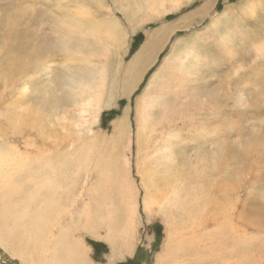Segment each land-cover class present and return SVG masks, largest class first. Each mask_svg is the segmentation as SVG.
Returning <instances> with one entry per match:
<instances>
[{
	"label": "rangeland",
	"instance_id": "obj_1",
	"mask_svg": "<svg viewBox=\"0 0 264 264\" xmlns=\"http://www.w3.org/2000/svg\"><path fill=\"white\" fill-rule=\"evenodd\" d=\"M126 1L104 0L98 7L91 0H0L1 132L5 134L6 129V119L2 115L14 97L17 98L21 87V92L29 99L22 106L24 110L32 108L41 111L42 115H59L50 124L43 115L47 128L26 134L21 139L26 141L23 146L0 141L4 148L13 144L28 162L40 158V153L44 156L49 154L56 158L57 167L67 169L59 173V168L53 163L57 183L61 187L55 199L62 202L55 212L57 221L52 224L50 235L57 241H67L73 253L66 256L58 250L57 257L68 261L72 255L76 264H82V261L83 264H170V260L179 264H238L236 258L228 256V246L217 243L212 237L220 224L219 215L215 218L219 222L217 225L214 216L205 215L203 221L200 219L195 223L197 226L193 224L194 228L190 229L182 227L186 221L180 218V227L169 231L168 223L163 222L156 207L150 208L151 211L144 210V190L137 167L144 160L142 154L147 152L152 156V168L159 173H163L165 167H169L168 161L172 160L177 172L185 177L184 184L186 181L190 184L191 193L204 188L213 199L219 202L228 200L233 220L228 235L244 238L241 246L249 258L245 263L264 264V0H182L181 7L171 13L144 11L132 18L125 8L134 10L131 4L139 0ZM210 1L211 5L203 10L204 4ZM81 6L87 8L95 20H118L121 28L116 40L120 42L117 54L107 55L102 48L104 44L94 41L84 30H80L81 35H78L76 29L72 32L67 28L64 20H67L68 13H74ZM198 10L201 11L199 14ZM133 20L135 26L131 30ZM65 37L74 39L69 51L62 46ZM135 37H141L138 45L133 44ZM257 44L260 45L256 49ZM186 52L190 53L188 57H184ZM139 55L141 59L135 60ZM176 56L177 62L183 56V65L178 64L176 77L169 78L165 71L170 69L164 67L169 65V61H165L175 60ZM110 62L117 72H110L104 85L108 90H103L113 94L112 106L102 109L93 133L81 140V136L74 134L69 121L63 120L64 117L73 122L77 117L71 104L74 97L72 89L76 87L72 78L91 80L100 68L109 66ZM118 63L120 65L116 66ZM132 63L135 66L130 69ZM15 65H18V71L9 74L10 84L5 88L2 80L7 70ZM144 67L143 78L133 88ZM163 67L166 74L162 72ZM255 72L258 76L253 77ZM157 73H163L168 79L164 76V81L162 78L158 86L154 84L158 88V96L156 98L155 94L151 107L150 143L147 137L137 141L139 103L148 82ZM115 78L118 81L116 85ZM109 86L113 89L110 90ZM188 104L196 105L202 117L195 116V121L189 117L183 120L187 113L182 111ZM213 110H216L215 116H207L201 121L204 114ZM125 114H128L129 126L118 132L117 127ZM30 127L28 125L25 129L31 130ZM217 132L222 133H219V138L211 139V136H217ZM32 142H35L34 148L29 147ZM215 151L219 155L213 153ZM76 153L77 156L73 157ZM86 156L89 162L84 164ZM128 163L130 166L124 173V164ZM118 164L122 171L119 183L126 179L128 186L130 181L136 196L131 232V226H125V210L119 207L123 210L120 221L112 219L114 214H107L109 208L112 212L108 205L114 203L118 207L121 205L120 195H125L123 189L119 193L113 183L117 180L113 170ZM69 176L72 183H76L72 186H75V191L69 193L67 199L64 196L60 198L59 193L67 190L63 187L71 184L66 180ZM110 177L111 183L107 181L101 185L105 178ZM32 186V180L25 181V191L32 190ZM32 204L29 205L30 211L34 209ZM124 227L127 237L118 232L124 231ZM203 238H206L205 245ZM184 239L186 243L192 241L187 252L181 247L185 244ZM208 239L215 241L217 253ZM14 250L18 255L12 252ZM30 260L37 261L31 244L27 243L22 248V242L18 246L9 242L7 237L4 242L0 240V264H29ZM226 260L235 261L228 263Z\"/></svg>",
	"mask_w": 264,
	"mask_h": 264
},
{
	"label": "bare ground",
	"instance_id": "obj_2",
	"mask_svg": "<svg viewBox=\"0 0 264 264\" xmlns=\"http://www.w3.org/2000/svg\"><path fill=\"white\" fill-rule=\"evenodd\" d=\"M85 1L88 2L89 0H85ZM91 1L94 2L98 7L100 6V4L104 3V0H91ZM121 2L127 3L126 0H121ZM181 5H182V0H139L138 3L134 2L133 4H131V6L134 10L125 8V11L132 18L135 15H142V13L144 11H155V10H157L156 12L160 13V14L171 13V12L179 9L181 7ZM210 5H211V1L204 4L203 10H206ZM200 12L201 11L198 10L197 14H199ZM197 14L195 13L194 15H197ZM218 18H219V16L212 21V24L214 22H216L218 20ZM64 24L72 32H75V29H76V33L78 35H81V33L79 32L80 30H84L90 38L94 39V41H96L98 43H102V45L104 44L102 46V48H104L106 50L107 55L108 54L114 55L113 52H115L117 54V51L120 50V42H116L118 31L121 28L118 20L109 19V18H107L105 20L104 19L95 20V19H93L90 11L87 8H85L84 6H81V8L74 11V13H68L67 20H64ZM134 26H135V22L133 20L131 22L130 29L132 30L134 28ZM73 40H71L69 37H65L62 40L64 42V44L62 46L64 48H67L68 51L71 50L70 46L72 45L71 41H73ZM108 42H110V44H109L110 49H112L113 51L110 49L109 50L107 49V43ZM260 44L256 45V49L259 47ZM174 50L175 49H173L172 51H174ZM172 51H170V52H172ZM70 52H72V51H70ZM74 53L75 52L73 51L72 54H74ZM257 53H258V51H257ZM189 54H190L189 52H186L184 54V57H188ZM138 59H141L140 55L135 60H138ZM183 60L184 59L182 56V58L177 62V56H176L175 60L174 59H172V60L168 59L165 61V62L169 61V62H167V64H169V65L164 66V67H167V69H170V70L165 71L169 74V76H168L169 78L170 77H176L175 74L177 73V70H178L177 67H179L178 64H180V63L182 64ZM172 62H173V64H172ZM174 64H175V66H174ZM105 65H106V63H105ZM119 65H120L119 63L116 64V66H119ZM16 66H17V68H16ZM134 66H135L134 63H132L129 68L131 69ZM164 67L162 69V72L164 70ZM17 71H18V65L12 66L7 70V73L5 75V79L2 80V83L4 84L5 88L9 87V84H10L9 83L10 82L9 74H11L12 72H17ZM112 71L117 72V69H114L112 67V63L110 62L109 66L106 65L103 69L100 68L97 76L95 78H92L91 80H90V78H83L80 80L78 78H74V77L72 78L73 84H76V87L74 88V90L72 88H70V89H72V92H73L72 94L74 95V97L72 98L71 104H72V107H74L76 110L77 117H75L73 122H71V120L69 118L64 119V117H63V120L69 121V124H70L69 126H71L73 128L74 134L76 136H81V140L84 138L87 139L89 137V135H91L93 133V130H94L93 127L96 125V123H98L99 118H100L99 114L101 113L102 109H104V108L109 109L110 108L109 106L110 105L112 106V101L114 99L112 96L113 94L112 93L107 94V92H109V91L103 90L104 85L106 84L105 83L106 79L109 78L110 72H112ZM165 72H163V73H165ZM163 73H157V74L153 75V77L148 82V84L144 90L143 98L141 99L140 103L138 102L139 103L140 117H139V119L136 120L137 121V141L142 140L143 138L147 137L149 140V143H150V134H151V125H152L151 119H150L151 107L153 106L152 102H153V98L155 97V94H156V98L158 96V92H157L158 88L155 87L154 84H156L158 86V84H159L158 82L162 81V78L164 81L165 75ZM237 73L239 74V72H237ZM144 74H145V67H144V71L139 73L138 79L135 81L133 88L139 82L141 77L143 78ZM253 74H254L253 77L255 75L258 76V74L256 72ZM73 75H75V74H73ZM245 80H246V77H245L244 81ZM244 81L242 80V83ZM117 83H118V81L115 78L114 79V85H116ZM121 87L119 89L120 91H121ZM159 88H160V86H159ZM104 89L108 90L107 88H104ZM109 89L111 90L113 88H111V86H109ZM21 90L23 91V87L20 88V93L17 96V98L14 97V99L12 100L13 103H11L10 105H8L6 107L5 112H4L5 115H2L4 117V119H6V122H5L6 129H5V134H3L1 132V128H0V137L2 135V138L0 141L2 143H5V144H9V143L14 144L15 143L17 146H20V145L23 146L26 144V141L22 142L21 139H23L26 134L34 133V132H32V130L41 132L47 128V124H45L43 122V119L45 118V117H43L44 114L43 115L40 114L41 111H39L37 109L35 110L32 108H30L29 110H26V109L24 110L22 108V106L26 102H28L29 99H26V97L24 96L25 94L23 92H21ZM151 91H154V92L151 93ZM115 94L117 95V93H115ZM10 95H11V93H10ZM236 103H237V101H236ZM214 106H216V105H214ZM198 110H201V109H198ZM184 111L187 114L185 115V117H183V120L186 119L187 117H189L191 120L195 121V120H197V118H195V116H198L200 118L202 117L201 112L197 111V107L194 104H188L187 107L183 108L182 112H184ZM182 112H181V114H182ZM127 115L128 114H125L124 120L120 121V123L117 127L118 132L123 127H125V129H127V127L129 126ZM215 115H216V110H213L207 114H204L203 119L201 121L205 120L207 118V116H210V118H212ZM44 116H46L48 118V119H45V121L48 124H50L51 120L57 118L59 115H57V114H46ZM55 120H57V119H55ZM187 122H188V120H187ZM28 125H30L32 127V128L30 127L31 130L25 129ZM63 129L65 131H69V129H66V128H63ZM217 130H219V129H217ZM7 133H9V134H7ZM219 133L217 132V134H215V135H217L215 138H213V136H211V139H218ZM220 134H222V133H220ZM39 135H41V134H39ZM225 136H227V134ZM66 138H69V136H67ZM211 139H207V140H211ZM35 142H32L31 144H29V147L34 148ZM13 144H10V146H8L6 148H4V146H2V147L0 146V240H1V242H4L5 238L7 237L9 242H11L13 244H17L18 246L22 242V248H24L27 243L31 244L32 253L36 256L37 261L35 262V261L30 260L29 264H59V262H60V264H76V262H74L75 257L72 255H71L72 257L70 256V258H68V261L64 260L63 258H62L63 260H61L57 257L58 250L62 251L63 254L66 256L70 253H73V250L71 249L69 244H66L67 241L65 239L64 240L66 242H64L63 240H61V241L58 240L59 241L58 242L57 240L54 239L53 236L50 235V231L53 229L52 224L55 221H57V220H55L56 219L55 212L57 211L58 207H60L59 205L62 202V200L60 201V200L55 199V195L57 194V191L60 190L61 187H60V184L57 183L56 169L54 168V165L57 169L59 168L58 169L59 173L61 172V170L66 171L67 169H62L60 167H57L56 166V158L54 156H49V154H46V156H44V155H41V153H40V156H41L40 158L38 157V158L33 159V161L28 162L25 155L21 154L16 147H13ZM210 144H211V142H210ZM85 146H86V144H84V149H86ZM213 147L214 146H212V149H213ZM204 151H205V147H204ZM216 151L213 153L216 154ZM31 152H34V151H31ZM205 152H207V151H205ZM169 153H170V151H169ZM200 153H202V152H200ZM221 154H223V153H221ZM142 155H143L142 159H144V160L137 167V171H138V175L140 177V185L144 190V200H143L144 210L149 211L148 209H150V208L152 209V208L156 207L158 209V211L160 212V215H159L160 218L163 219V222L165 220V222L168 223L169 231H173L175 228L180 227V223H179L180 218H182L186 221V224H184L182 227L187 226L190 229L191 227H193V224L195 225V223L199 222L200 219L202 220V217L205 215L214 216L213 220L219 215L220 216V220H219L220 224H219L218 230H215L212 237L215 238L217 243H219L221 245L228 246V247L224 246V247L229 249V253H227L228 251H226V253L228 254L229 257L236 258L235 260L238 261V264H247V263H245L246 259H247V251L245 248H243L241 246V244H244V238L243 237H235V236L230 237L228 235V231H230L229 229L231 228L230 223L233 222V220H231V218H230V211H229L230 204H229L228 200H223L222 202H219L217 199H213L211 197V194L209 195L208 192H205L204 188H202V190H201L203 192H201L198 189V191L196 193L193 191L191 193L190 184L188 183V181H186L184 184L185 177L183 175H181V173L177 172V169L174 168L172 160L168 161L169 167H165V171L163 173H159L157 170L152 168V163H151L152 156H151V154L144 152ZM166 155L167 154H165V156ZM198 155H199V153H198ZM210 155H212V154H210ZM216 155H219V154L217 153ZM76 156H77V153H76V155L74 154L73 157H76ZM201 156H202V154H201ZM222 157H224V156L222 155ZM50 158H53L54 161ZM204 158L205 157H203V160H204ZM84 159L86 160L85 162L82 161L84 164L87 163V161L89 162L87 156ZM212 159L213 158L210 157V160H212ZM215 159H218V158H215ZM123 160L124 159H122V161ZM70 162L71 161H69V163ZM210 162H212V161H210ZM53 163H54V165H53ZM201 164H202V162H201ZM129 166H130L129 163L124 164V173H125V170L127 172ZM85 170H86V167H85ZM113 171L115 172L116 179H117L116 181L113 180V183L115 184L114 186H116L119 189V191H120L119 193H121V188H122L125 195L122 196V194H121L120 198H119L120 204L122 206L119 205L118 207H116V204L113 205L114 203H111L112 201L110 202L111 205H108V206L111 207L112 212H110V210H109L110 208H109L107 214L108 215L110 213L114 214V218H112V219L120 221L119 218L122 215L123 210H125L124 211L125 226H131L130 231H129V232H131L133 229V225H134L132 218L135 216L134 213L136 212L135 204H134L136 196L134 194L133 185H131V183L129 181V185L127 186L126 185V182H127L126 179H122L119 183V178H120V175L122 172L121 168H120V164H118V167L115 168ZM198 174H200L199 171H198ZM126 175H127V173H126ZM156 175L157 176L159 175V177H157ZM31 180L33 181L34 188L32 186V190L25 191V181H31ZM66 180L67 181L69 180V183H71V184L68 185L67 187H63V189H67V190H65L66 192L63 191V193L62 192L59 193L60 194L59 197L63 198V196H64L65 199L69 198V193L72 194L73 191H75V186L74 187H72V186L76 184V183H72L70 176H69V179H66ZM107 181L108 182L111 181V177L109 179L105 178V180L102 181L101 185H103V182H107ZM69 183H67V184H69ZM109 183H111V182H109ZM179 183H182L183 186H178ZM119 184H121V185H119ZM201 184L202 183H200V185ZM200 185H199V187H200ZM191 190H192V188H191ZM74 198H75V196H74ZM65 199L63 200V202L65 201ZM225 199H227V198H225ZM31 202H34L35 204H32ZM30 204L34 205V209L32 211L29 210ZM98 204H100V203H98ZM95 206H97V204ZM119 207H121L123 210L120 209ZM151 209H150V211H151ZM87 210H88V208H87ZM102 210H104V209H102ZM94 211H96V210H94ZM153 211L154 210H152V212ZM104 213H103V215H104ZM148 216H150V214ZM147 219H148V217H147ZM214 221H215L216 225L219 223V222L217 223L216 219ZM196 226L197 225H195L194 227H196ZM128 230H129V228H128ZM175 231H177V229ZM118 232L121 234V236L122 235H125L124 237L128 236L127 235L128 232H127L126 227H124V231L121 230ZM192 232H194V230ZM194 235H196V234L194 233ZM234 235H236V234H234ZM116 237H117V232H116ZM181 237H184V235L183 236L181 235ZM198 237H200V236H198ZM59 238L61 239L62 237H59ZM194 239L199 240L200 238H194ZM201 239H202V237H201ZM205 239L206 238H203L204 241H202V243L204 245H205V243H204ZM184 241H185V239H184ZM209 241H211L210 243H212L214 245V246H212V244H211L213 251L214 252L216 251L215 253H217L218 247H216L217 245H216L215 241L213 239L209 240ZM191 242L192 241L186 243V241H185L184 242L185 244L183 243L184 245H181L182 250L186 251V252L189 251L191 248ZM192 247H193V245H192ZM203 248H205V247H203ZM199 249H201V248L199 247ZM205 249H208V247ZM129 250L130 249H128V251ZM176 250H178V248ZM176 250H173V252L175 253ZM128 251H126V252H128ZM12 252H14L15 255H18L17 250H14ZM178 252H180V251H178ZM212 252H211V254H213ZM20 254H21L20 255V257H21L22 253L20 252ZM45 254H47V258H48L47 260H45ZM27 255L30 256L29 254H27ZM193 256L196 257L197 254L193 255ZM218 256H221V255H218ZM176 257H177V255H176ZM186 257H188V256H186ZM203 257H205V256H203ZM203 257H201V258H203ZM207 257H210V256L207 255ZM207 257H205V258H207ZM211 257H213V256H211ZM172 258H174V257H172ZM183 258H184V255H183ZM65 259H67V258H65ZM176 259H178V258H176ZM224 259H222V260H224ZM203 260H204V258H203ZM228 260H226V261H228ZM77 261H78V259H77ZM170 261H168V263H170V264H179V262H170ZM177 261H179V260H177ZM232 261H228V263H230ZM26 262H27V260H26ZM82 262L84 263V261H82ZM191 262H194V260ZM182 263L183 262H181V264ZM194 263L196 264V262H194ZM158 264H160V263H158ZM222 264H224V263H222Z\"/></svg>",
	"mask_w": 264,
	"mask_h": 264
},
{
	"label": "trees",
	"instance_id": "obj_3",
	"mask_svg": "<svg viewBox=\"0 0 264 264\" xmlns=\"http://www.w3.org/2000/svg\"><path fill=\"white\" fill-rule=\"evenodd\" d=\"M140 39H141V37H135V39H134V41H133V44L134 45H138L139 44V42H140Z\"/></svg>",
	"mask_w": 264,
	"mask_h": 264
}]
</instances>
